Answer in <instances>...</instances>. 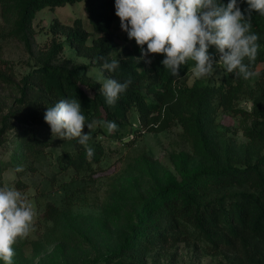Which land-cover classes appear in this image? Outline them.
<instances>
[{"label": "trees", "instance_id": "obj_1", "mask_svg": "<svg viewBox=\"0 0 264 264\" xmlns=\"http://www.w3.org/2000/svg\"><path fill=\"white\" fill-rule=\"evenodd\" d=\"M221 2L226 5L229 0ZM76 3L83 4L88 26L81 19L71 26L55 22L50 45L35 52L32 24L37 13ZM237 3L242 12L248 8L246 0ZM0 19V46L14 40L28 55L26 72L18 80L12 77L13 68L9 64L6 73L0 70V82L18 94L17 107L9 109L0 119V151L7 156L6 160L0 158V188L5 185L6 170L22 178L26 172L34 171V161L43 160L49 153L52 143L29 128L37 126L51 132L44 115L47 107L60 99H77L86 123L96 121L105 130L106 122L114 121L118 127L113 137L117 139L125 131L132 109L139 113L143 123L148 124L150 116L155 117L153 121L161 117L164 124L175 120L194 137L198 164L188 167L187 157L178 155L179 179L171 178L155 187L135 210L134 222L117 249L109 258L89 264H133L129 262L132 253L158 243H174L182 237L196 240L212 252L220 249L233 252L240 264H264V107L254 105L251 115L256 122L245 132L244 145L232 143L222 133L208 134L205 128V118L220 107L230 106L232 81L241 87L243 78L226 72L220 84L186 86L180 80L195 66L194 61L180 66L179 77L164 68L163 54H150L151 63H145L139 59L140 46L134 39L129 40L126 32L124 45L115 41L112 32L121 28L115 15V0H0ZM251 25L260 45L251 65L255 71L264 64V16L253 12ZM57 36L63 40H57ZM65 45L101 69L100 57L109 62L119 61L114 72H103L120 82L131 77L132 83L114 105L106 103L100 92L101 84L80 74L86 66L59 60ZM212 50H216L215 46H209L208 51ZM259 74L264 76V69ZM12 124L26 128L9 135ZM86 128L87 125L83 130ZM60 146L55 164L63 173H93L94 165L104 154L99 144L88 142L94 156L87 158L85 146L77 139L63 140ZM17 166H22L25 172L15 171ZM148 182L155 185L153 177H148ZM22 184L21 180L16 182L17 186Z\"/></svg>", "mask_w": 264, "mask_h": 264}, {"label": "rangeland", "instance_id": "obj_2", "mask_svg": "<svg viewBox=\"0 0 264 264\" xmlns=\"http://www.w3.org/2000/svg\"><path fill=\"white\" fill-rule=\"evenodd\" d=\"M76 19H81L88 26L82 3L37 13L32 24L35 52L43 51L50 45L53 23L71 26ZM112 34L119 45L124 43V31L121 28ZM56 38L63 40L62 36ZM209 53L216 62L219 61L216 50ZM59 60L86 66L80 74L101 85L110 78L101 68L79 57L67 45L59 54ZM27 61L28 55L17 41L12 40L0 46V70L6 73L9 64L13 68L12 77L16 80L26 72ZM193 68L180 80L186 86L208 82L220 84L227 76L224 66L218 63L213 64L214 74L210 77L196 78ZM261 69H264V64L255 70L258 75L245 80L241 87L235 80L232 81L230 106L220 107L212 116L205 118L208 134L222 133L234 144L247 143L245 132L256 122L251 115L254 105L261 104L264 107V76L259 74ZM17 98L18 94L13 88L0 82V119L9 109L17 107ZM240 110L248 115L242 114ZM149 118L148 124L143 123L139 113L132 109L127 127L118 139L113 137V132L109 133L98 124H94L92 130H83L84 134L90 133L89 142L99 144L104 152L99 163L94 165L93 173L88 175L59 171L55 157L60 154V142L64 139L53 136L52 132L41 127L29 128L39 138L50 141L52 147L43 160L34 161V171L26 172L22 178L10 169L4 172V187L20 191L36 213L33 230L27 237L19 238L13 246L15 255L12 264H89L109 258L127 235L141 201L155 187L162 186L171 178L179 179L177 156L181 154L187 157L188 167L198 164L192 135L185 132L175 120L174 123L164 124L161 117L154 121V116ZM12 125L9 135L26 128ZM121 138L123 141H120ZM1 153L0 158L6 160L7 156ZM148 177L154 178V186L148 182ZM18 180H21L22 186L16 185ZM151 247L140 253H132L129 262L240 264L233 252L226 249L212 252L198 241L183 237L174 243H158ZM0 264L4 262L0 261Z\"/></svg>", "mask_w": 264, "mask_h": 264}, {"label": "clouds", "instance_id": "obj_3", "mask_svg": "<svg viewBox=\"0 0 264 264\" xmlns=\"http://www.w3.org/2000/svg\"><path fill=\"white\" fill-rule=\"evenodd\" d=\"M246 3L248 8L242 12L237 0H229L226 5L221 0H115V15L129 40L134 39L140 46L139 59L145 63H151L150 54H163L164 68L179 77L180 66L191 60L195 62L192 72L196 78L212 76L213 64L218 63L227 73L248 80L258 75L251 65L260 48L258 35L251 31V15L256 12L264 16V0ZM209 46H215L219 53L218 62L209 53ZM99 59L103 61L102 70L108 72H114L120 64L115 59ZM131 83V77L123 82L107 78L100 92L112 106ZM44 119L53 136L77 139L85 146L87 158L94 156V149L87 146L90 133L84 134L83 129L87 125L92 130L97 122L86 123L77 99H60L47 107ZM106 127L111 133L118 126L109 121ZM15 171H23V167L17 166ZM35 215L32 204L20 191L0 188V261L4 264H12L13 246L33 230Z\"/></svg>", "mask_w": 264, "mask_h": 264}]
</instances>
